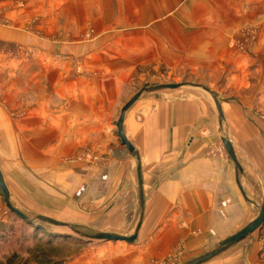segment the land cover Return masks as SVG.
Returning a JSON list of instances; mask_svg holds the SVG:
<instances>
[{
    "label": "crops",
    "instance_id": "1",
    "mask_svg": "<svg viewBox=\"0 0 264 264\" xmlns=\"http://www.w3.org/2000/svg\"><path fill=\"white\" fill-rule=\"evenodd\" d=\"M55 1L0 0L6 18L16 21L20 17L23 22L0 25V40L28 47L47 45L29 31L26 21L28 16L55 11ZM174 1L126 0L121 5L127 9L101 25L99 11L113 6L112 0H72L82 15L95 11L98 29L114 24L112 32H100L74 49L69 46L82 55L85 74L71 79L72 67L65 74L55 64L46 74V83L40 70L37 85L22 87L24 94L36 97L12 103L14 108L26 104L27 117L19 123L0 101V153L9 150L11 162L17 159L13 142L18 148L23 133V156L32 165L9 163L12 190L0 163L11 201L22 210L94 232L130 236L138 224L137 245H114L128 254L118 256L115 264H147L152 258L164 259L179 246L183 247L181 258L190 261L209 250L212 242L221 243L238 232L232 225L245 217V209L264 204V0L252 14L235 15L237 25L208 31L188 27L192 22L187 24L188 13L169 11ZM144 5H161L160 12H153L154 8L146 15H136ZM137 23H143L142 29L124 32L115 26ZM249 23L259 26V37L250 50L245 46L250 44L248 32L242 31ZM52 46L60 50L57 42ZM6 64L9 72H4V78L16 77L12 63ZM160 64L168 69L207 67L217 80H225L227 92H215L222 105L223 124L211 93L196 83L147 95L132 105L124 119L125 134L136 155L116 135L115 105L123 102V89L139 68ZM21 73L29 74L27 69H20ZM17 89L11 84L10 96ZM224 135L231 139L242 165L245 196ZM83 151L96 159H77ZM251 240L243 238L239 243H245L238 251L209 263L264 264V237Z\"/></svg>",
    "mask_w": 264,
    "mask_h": 264
},
{
    "label": "rangeland",
    "instance_id": "2",
    "mask_svg": "<svg viewBox=\"0 0 264 264\" xmlns=\"http://www.w3.org/2000/svg\"><path fill=\"white\" fill-rule=\"evenodd\" d=\"M112 1L113 6H110L109 9L99 11L100 18L98 22H100L101 25H103L102 22H104V20L108 22L107 20L110 17H113V19L116 17V20L117 17L121 15L119 13L122 10L127 9V7L123 9L122 6L125 4L126 0ZM140 1L141 0H135L136 3ZM261 1L263 0H175L174 2L169 4L168 10L170 11L173 9L172 11L175 13L183 11L186 13V15L188 13L191 18L189 20H186L187 24L188 21L195 22L194 26H192L193 23L191 22V24L187 25L188 27L191 26L194 27V29L202 28V30L204 31H208L210 29L215 30L216 28L226 30L227 27H231L230 24H232V26L238 24V22L234 19L235 15L238 17L242 13L252 14V10L260 7V4L258 2ZM55 5V11L39 14V17H36L35 15L28 16L26 21L29 31L33 34L35 33V35L40 37L41 41L46 42L47 45L41 44L42 47H28L23 44L18 45L14 42L0 40V101H2L4 106H7L10 116H12V118L16 120V122L18 121V123L20 121H23V119L27 117L28 110L25 108L26 104H22L21 107L20 105H18L19 107L14 108L12 103L20 104V102L23 103V100L29 101L33 97H36V94L32 93L24 94V88L22 87L37 85L38 78L36 77V75L41 73L40 70L45 73L44 78L45 82L47 83L48 78H46V74H49L48 72H50V69L55 64H57L58 67H61L63 73L65 74L67 70L72 67V71L69 74V78L71 79L78 78V74H85L82 55L80 53H77L75 50H69V46L74 49V46H76L77 44L95 38L96 35L100 32H109L108 30L113 31L114 24H112L111 26H108L106 24L105 27L101 26L98 29V23H95V21L97 20V18H95L96 14L94 15L95 11L87 10L85 11V14L87 13L88 16L82 15V9L73 8L74 4L72 3V0H68V2L67 0H56ZM160 7L161 5L151 7L144 5L137 8L136 15H140L141 13H144L146 15L149 10H154V8L156 10L153 12H160ZM129 10H133V8L130 7ZM173 17L174 15L170 16L169 21L172 20ZM11 19L12 18L9 17L6 18L0 11V25L15 26L14 23H23L22 20H20V17L16 21ZM231 20L233 21L231 22ZM197 22H200V26L197 24ZM17 24L16 26H18ZM126 25L117 24L115 26L117 29H121L124 32L126 30L131 31L134 29H142L143 27V23L133 24L134 26ZM245 29L246 32H248V38L250 41V44L247 43L245 46L249 45L247 49L250 50V48H253L254 40H257V38L259 37V26L251 25L249 23L242 28V31H244ZM245 40L247 41V38ZM55 42H57V46L60 47V50L58 51H55V48L52 46L55 45ZM237 42L242 43L241 40ZM8 61L12 63V70L16 71V77H12L11 79L4 78V72H7L9 70V67H7L9 65L6 64V62ZM20 69H23V71L27 69L29 74H19ZM215 75V72L207 67H204L203 69L200 68L198 70L190 66L181 67L178 69H168L164 64H160L158 65V67L146 66L143 68H139L135 73L134 78L130 82H128V84L123 89V94L120 98L123 102L115 105L116 112L114 115V127L116 129L117 137H119L117 120L120 116L122 108L128 102V100L132 98L136 93H138L139 90L143 89L145 85L182 82L190 85L196 83L204 87L207 86L212 89V91L215 90L213 92L214 95H216L215 92H217L218 94H220V92H222V94H225L227 92V82H225V80L223 79H221L220 81L217 80ZM91 76L95 77L96 75H94L93 73L91 74ZM205 78L207 79L205 82H198L199 79L205 80ZM11 84H16V86H18V89L17 91H15L14 96H10L8 91V87ZM165 90L168 89H159V91L144 92L139 100L147 95H159L163 92H167ZM211 95L213 97L212 93ZM225 98L228 97L225 96ZM21 129H23V127H21ZM119 139L122 142L120 137ZM20 140L21 142L18 143V148L17 143L15 141L13 142V153H17V159L13 160V162H11L12 160L9 157V150H5V152L0 153V163L3 165L5 178L12 190L14 188V177H12V175H10L9 173V163L11 162L15 164L17 162H21L24 166H32L31 164H26L25 157L23 156V144L25 141L23 133ZM84 152L85 151H83V153ZM83 153H81L79 156H76L77 159L84 160L85 157H82ZM86 159L91 160L88 157ZM38 164L41 165L40 161H38ZM38 167L41 168V166ZM39 175L42 176V173H39ZM10 202H12L15 206L14 202L11 201V198ZM260 208L261 206H249L247 209H245V217L240 216V222L237 224H233L232 227L235 228V230L240 231V229L244 228V226L254 221L255 218L259 216ZM18 209L21 212L25 213L29 217V220L34 223L29 224L13 213V211L7 206V203L4 200L2 189L0 188V228L1 224H7L8 226L12 224L14 229V232L8 240L3 241V244L0 241V247L3 245L6 249L0 252V257H6L9 254L13 253V251H18L20 254V261H23L27 258L32 261V264H40V260H36L37 258L35 255H30L27 252L28 247H35L41 242L45 243L48 241H53V245L44 247L50 252L51 257H53L54 260H62V264H115L117 262L116 260H118V256L126 257L128 254L126 249L115 247L114 245H124L127 248L133 245H137L136 240L132 241V243H129L127 241L119 240L109 241L104 239H91L86 235V233L101 232H94L89 229L83 230V228L76 224H70L69 226L65 223L63 225H54L41 220L39 218V215L46 216L42 213H36L31 209ZM262 226L264 227V224ZM137 227L138 224L134 226L132 230L133 234L137 232ZM263 227L257 229L247 237H249V239H252V242L255 241L256 236H258V238L264 237V232L262 234L260 233ZM243 243L245 242L243 241L241 242V244L238 243V245L236 244L226 249L224 252L220 253L219 255L214 257L212 261H210L214 262L219 259H225L226 255L228 256L229 254L231 255L233 252L238 251ZM220 244L221 243L217 241L212 242L209 246L210 249L203 252V254L209 252L211 249L218 247ZM182 252L183 247L179 246L176 251L167 255L166 257H164V259L158 260L152 258L147 264H180L187 262L188 260L181 258L183 255ZM132 256V259H134V257L136 258V255L134 256L133 254ZM113 260H115V262ZM142 264L145 263L143 262ZM204 264L210 263L207 262Z\"/></svg>",
    "mask_w": 264,
    "mask_h": 264
},
{
    "label": "water",
    "instance_id": "3",
    "mask_svg": "<svg viewBox=\"0 0 264 264\" xmlns=\"http://www.w3.org/2000/svg\"><path fill=\"white\" fill-rule=\"evenodd\" d=\"M187 85L186 83H159L157 85H145L143 87V89L139 90L138 93H136L132 98H130L128 100V102L124 105V107L121 110L120 116L117 120V126H118V136L121 138L123 144L127 147V149L133 153V154H137V152L135 151V147L132 144V142L130 141V139H128V137H126L125 134V130H124V119L126 116V113L129 111V109L132 107V105L138 101L140 99V97L144 94V92H149V91H159V89H174V88H178L181 86ZM197 86H200L202 89H206L207 91H209L210 93L213 94V98L215 100V104H217L218 107V111H219V115H220V119H221V125L223 124V111H222V105L220 104L218 97L216 95H214L212 89H210L207 86H201L199 84H195ZM223 142L225 145L226 150H228L229 155L231 156V158L233 159L235 165H237V182L238 185L243 193V195L245 196V192L240 180V173L242 172L243 168L242 165H240L239 161L237 160V156H236V152L234 150L232 141L229 137H227L226 135L223 136ZM139 183H140V187H141V191H140V199H141V206H144V201L145 198H143V183H142V176H141V168L139 169ZM0 188L2 189L3 195H4V200L7 203V206L14 212L16 213L19 217H22L23 219H27L29 220V217L21 212L18 208H16L12 202H10V192H9V188L6 186L5 181L3 179V175L2 172H0ZM39 218L41 220H44L46 222H49L51 224H57V225H63L64 223L57 220V219H52L50 217H46V216H42L39 215ZM264 224V204H262L261 208H260V214L258 217L255 218L254 221L250 222L249 224H247L246 226H244V228L240 229V231L226 237L223 241H221V244L214 248L211 249L209 252H206L202 255L196 256L194 259L184 262V263H180V264H202V263H206L209 262L211 259H213L214 257H216L217 255H219L220 253L224 252L226 249L238 244L240 242V240H242L243 238L247 237L249 234L255 232L257 229L263 227L262 225ZM86 235L91 238V239H99V240H113V241H117V240H123V241H127L129 243H132V241L136 240L138 237V230L137 232H135L134 234H132L131 236H127V235H123L120 233H112V232H101V233H86Z\"/></svg>",
    "mask_w": 264,
    "mask_h": 264
},
{
    "label": "trees",
    "instance_id": "4",
    "mask_svg": "<svg viewBox=\"0 0 264 264\" xmlns=\"http://www.w3.org/2000/svg\"><path fill=\"white\" fill-rule=\"evenodd\" d=\"M14 213V212H13ZM17 217H19L16 213H14ZM21 218L23 221L29 223V224H33L34 222L27 220V219H23ZM14 232L13 229V225H7V224H1V228H0V241L3 244V241L8 240L12 233ZM53 245V241H48V242H41L40 244H37L35 247H28L27 252L30 255H35L36 256V260H40V264H62L61 261L62 260H54L53 257H51L50 252L44 247V246H51ZM5 246H1L0 247V252H2V250H6L4 248ZM32 261H30V259H25L23 261H20V254L18 251H13V253L9 254L8 256L4 257L1 256L0 257V264H32Z\"/></svg>",
    "mask_w": 264,
    "mask_h": 264
},
{
    "label": "built area",
    "instance_id": "5",
    "mask_svg": "<svg viewBox=\"0 0 264 264\" xmlns=\"http://www.w3.org/2000/svg\"><path fill=\"white\" fill-rule=\"evenodd\" d=\"M82 157H88L89 159H92V160H94V159H96L92 154H90L89 152H84L83 154H82Z\"/></svg>",
    "mask_w": 264,
    "mask_h": 264
}]
</instances>
